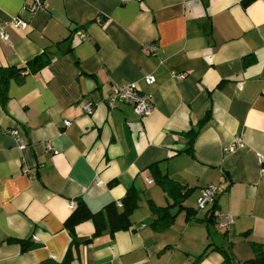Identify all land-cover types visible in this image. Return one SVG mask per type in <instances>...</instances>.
<instances>
[{"label":"crops","instance_id":"0c3cea01","mask_svg":"<svg viewBox=\"0 0 264 264\" xmlns=\"http://www.w3.org/2000/svg\"><path fill=\"white\" fill-rule=\"evenodd\" d=\"M45 1L30 16L22 10L32 0H0V20L28 22L0 43V264H61L71 246L72 264H246L254 244L264 252V0ZM153 44L156 55L144 49ZM45 54L49 65L1 91V71ZM124 83L151 97L149 117L130 104L108 107L111 85ZM190 130L198 136L187 151ZM238 137L243 147L228 151ZM153 165L189 192L161 230L150 203L173 200ZM213 184L214 206L199 210ZM131 188L139 207L129 230L85 242L96 231L85 221L72 244L73 203L97 213ZM219 213L232 215L228 229Z\"/></svg>","mask_w":264,"mask_h":264},{"label":"trees","instance_id":"16d2710c","mask_svg":"<svg viewBox=\"0 0 264 264\" xmlns=\"http://www.w3.org/2000/svg\"><path fill=\"white\" fill-rule=\"evenodd\" d=\"M255 0H243L245 5H249ZM39 62V64H37ZM51 59L48 55L39 57L35 59L33 62L28 63L27 66L11 68L7 70L1 71L2 76V87L1 91H5L8 80L11 78H22L26 73L35 71L41 67H45L49 65ZM189 137V148L187 151H191L193 148V144L198 136V131L190 130L187 133ZM150 169L155 174V181L159 184L167 196L173 200V205L168 207H157L153 203H150V209L152 213L156 216L153 227L156 229H166L170 227L175 221L178 212L177 210L173 212V208L180 205V203L185 200L189 192H183L182 188L179 184L171 180L166 175L162 174L157 165H153ZM119 203L122 205L119 206ZM112 202L105 206L103 210L100 212L94 213L92 212L87 204L83 200H78L72 214L66 221V228L69 230L70 235L72 237V244H78L77 238L75 236L74 230L77 225L85 221H92L95 224L96 231L94 235L86 239L85 242H90L93 238L103 234L105 231L109 230L110 233L115 234L120 231H127L132 227L131 215L139 207V195L134 188L128 190L124 198L119 202ZM217 208V205L212 209L211 218H213L215 212L214 210ZM188 219L191 220L195 216V211L188 209L187 210ZM24 249L29 247V243L25 241H21ZM255 247V258L248 261L246 264H264V252L262 245L254 244ZM221 249V248H219ZM225 255L226 262L231 261V255L224 250H220ZM202 259V256L198 258V260ZM75 260L74 257V248L72 246L69 248L63 262L61 264H72Z\"/></svg>","mask_w":264,"mask_h":264},{"label":"built area","instance_id":"2783aa9c","mask_svg":"<svg viewBox=\"0 0 264 264\" xmlns=\"http://www.w3.org/2000/svg\"><path fill=\"white\" fill-rule=\"evenodd\" d=\"M123 4L127 3L129 0H120ZM45 0H32V3H26L23 7L22 13H27L30 16H33L38 11H41L45 8ZM28 27V22L25 21L20 15L16 18L9 21L0 20V43L10 44L11 36L9 34V29H25ZM146 52H150L152 55L157 54L158 47L156 45H147L144 47ZM172 76L174 79L182 80L183 76L172 72ZM145 82L148 85H152L155 83L156 79L153 75H148L145 77ZM119 104H130L134 107V111L137 115L142 118L149 117L154 110L153 102L150 96L142 94L139 92L135 83H124V84H114L111 85L110 94L107 98V105L111 109H115ZM85 112L88 115H92L94 113L93 106L91 104L85 105ZM64 125L69 127L71 125L70 121H65ZM10 133L15 138L18 137L17 130H11ZM18 147L20 149H24L27 145L21 141L20 139H16ZM243 147V139L238 137L234 143H232L228 147V151L234 152L236 149ZM51 150V147H48ZM261 175L264 176V160L261 167ZM219 195V186L218 185H210L202 190V194L197 202V208L199 210L211 209ZM74 208V203H73ZM119 206L122 205L119 203ZM219 227L222 229H228L234 222L232 215L226 213H219Z\"/></svg>","mask_w":264,"mask_h":264}]
</instances>
